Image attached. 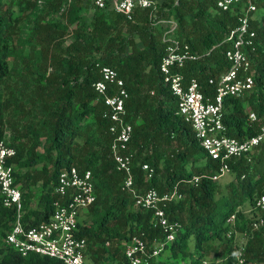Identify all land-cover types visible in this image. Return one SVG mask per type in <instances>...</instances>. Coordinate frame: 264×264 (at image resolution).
I'll list each match as a JSON object with an SVG mask.
<instances>
[{"label":"trees","instance_id":"trees-1","mask_svg":"<svg viewBox=\"0 0 264 264\" xmlns=\"http://www.w3.org/2000/svg\"><path fill=\"white\" fill-rule=\"evenodd\" d=\"M92 1L0 0V139L15 152L9 161L14 165V183L19 188L20 182L25 190L20 192L23 227L48 220L58 173L75 167L90 172L95 193L94 203L77 223V235L86 241L84 255L89 253L92 264H123L121 245L132 236H140L148 247L163 239L152 227L151 213L135 209L120 190L122 175L115 171L108 151L109 123L90 87L99 79L98 68L105 66L116 71L127 94L125 121L132 128L128 152L134 189L141 193L151 188L162 194L175 188L181 195L163 206L167 220L177 225L174 240L162 250L168 251L169 261L153 258L148 264H219L208 259L210 249L204 248L214 242L226 248L224 264H238L234 256L240 247L242 264L264 263V211L254 209L255 200L264 197V140L249 162L242 158L227 163L231 180L222 192L211 180L218 163L205 156L189 126L175 114L176 100L158 73L163 28L152 25L153 16L146 10L134 9L126 20L106 5L96 8ZM215 2L155 1L154 21H174L175 37L202 55L179 73L185 80L195 78L203 94L212 92L206 78L226 68L224 46L203 54L235 26L238 12V7L219 11ZM253 4L255 46L249 59L260 75L264 0ZM246 108L256 114L255 122L247 120ZM263 120L261 86L243 98L223 100L225 136L249 138ZM143 164L152 170L148 179ZM19 170L24 172L18 174ZM32 186L40 188L35 208L29 207L26 193ZM243 204L250 209L248 214L238 210ZM230 215H234L231 228L225 223ZM257 215L263 223L251 230ZM13 220L12 211L0 205V264H61L37 255L20 257L6 246L3 238ZM234 231L244 239L240 246L233 242ZM190 239L192 251L187 250Z\"/></svg>","mask_w":264,"mask_h":264},{"label":"built area","instance_id":"built-area-1","mask_svg":"<svg viewBox=\"0 0 264 264\" xmlns=\"http://www.w3.org/2000/svg\"><path fill=\"white\" fill-rule=\"evenodd\" d=\"M40 2V0H37ZM96 8L105 7L130 20L134 9L146 10L153 16L152 25H160L163 29L160 35L162 55L157 70L167 86L170 94L176 100V115L187 124L205 156L218 163L212 181L228 173V162L245 159L249 162L254 149L264 140V120L260 123L256 134L249 138L235 139L224 135L222 122V104L226 98L239 99L256 91L259 85L264 92V71L257 75L251 65L249 54L254 50L255 33L251 21L255 6L253 0H216L215 8L225 12L238 7L235 26L228 30L222 41L203 55L208 56L214 49L224 46L221 51L226 68L214 77H207L206 86L212 89L211 94H203L195 78L187 80L179 73L187 62H194L202 55L192 53L186 43L175 37L176 23L172 20H155V0H93ZM99 79L91 84V90L96 99L100 100L104 111L102 117L109 123L107 132L111 136L109 156L115 171L122 175L120 190L132 200L135 209L147 210L151 213L152 227L158 228L163 235L159 242L153 241L151 247L143 242L140 236H132L121 245L123 264H148L149 260L158 256L164 246L175 238L176 223L169 222L165 217L163 206L181 198L173 188L169 192L158 194L154 189L137 193L133 187L131 160L128 143L132 128L125 121V101L127 94L122 80L115 70L109 67L98 68ZM112 90L113 93L108 94ZM247 120L253 123L256 114L246 108ZM13 148L0 139V205L11 210L13 223L3 238V243L20 257L37 255L54 259L61 264H84L86 241L77 235V223L86 209L94 203L95 193L91 174L88 170L78 171L75 167L62 169L53 184L51 213L47 221L32 227L24 228L22 224L21 193L14 183V165L9 161L14 157ZM146 179L151 177L152 170L141 165ZM197 178L192 179L196 185ZM254 209L259 213L264 211V197L257 198ZM234 215H230L225 223L233 225ZM261 217H257L250 225L256 230L262 225ZM230 233H226L229 237ZM243 248L235 253V260L242 264Z\"/></svg>","mask_w":264,"mask_h":264},{"label":"rangeland","instance_id":"rangeland-1","mask_svg":"<svg viewBox=\"0 0 264 264\" xmlns=\"http://www.w3.org/2000/svg\"><path fill=\"white\" fill-rule=\"evenodd\" d=\"M30 1H32V0H30ZM155 1L157 3L161 2V0H155ZM176 30H177V28H176ZM176 30H175V33H176ZM23 172H24V170L17 171L18 174H22ZM230 180H231V176L229 175V173H224L216 181V183L219 186V189L222 192L224 191L225 184L228 181H230ZM17 184L19 185V188H20L21 187V183L18 182ZM20 192H25V190L21 189ZM26 193L28 194L27 196H28L29 207L30 208H35V206L37 204L38 196L40 195V188L38 186H35V187L32 186L29 189H27ZM131 209H134V208L131 207ZM238 210H240L241 212H243L245 214H248V212H250V209L248 208V206L246 204H243L241 207L238 208ZM243 240L244 239L242 238V236L238 232L234 231V233H233V242H234V244L237 245V246H240L242 244ZM204 248H206V250L210 249V251L208 253V256H207L208 259H210V260H212V261H214L216 263H219V264H224L226 248H224L222 245H219L217 242L212 243L209 247L205 246ZM187 250L192 251V239H190L189 242H188ZM88 255H89V253L86 252V254L84 255V263L85 264H92V259ZM168 256H169V253H168L167 250H165V251H162L160 253V255L155 257V259H157L159 261H166V260H168V258H167ZM175 261L176 262H180L179 258H177ZM101 264H108V263L103 261ZM261 264H264V263H261Z\"/></svg>","mask_w":264,"mask_h":264}]
</instances>
